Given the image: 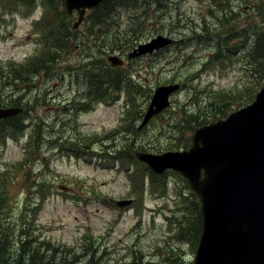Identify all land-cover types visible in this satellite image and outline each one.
I'll return each mask as SVG.
<instances>
[{
    "label": "rangeland",
    "instance_id": "374dc122",
    "mask_svg": "<svg viewBox=\"0 0 264 264\" xmlns=\"http://www.w3.org/2000/svg\"><path fill=\"white\" fill-rule=\"evenodd\" d=\"M221 1L224 2L221 10L228 19L223 25H220ZM140 2L135 11L121 8L111 14L114 28L126 31L127 40L133 37L130 44L118 42L111 48L109 41L98 42L106 49L99 52L96 46L95 50L90 48L93 38L88 37L85 39L88 46L83 47L88 52L79 48L57 55L54 70L57 78L52 72L45 74L41 70L30 85L13 84L15 88L8 90L5 87L3 96L0 95L8 100L17 99L19 104L36 95L35 108L27 116V125L31 126L0 137V189H7V217L9 224L16 225L13 227L15 233L18 234V225L24 218L28 226L31 225L29 232L36 239L35 243H44L37 254L43 256L44 263L40 264H193L200 230H196L194 237L186 236L193 231L190 214L184 213L180 224L166 226L164 216H170L169 208H172L170 196L165 200H154L147 181L137 182L135 188H130L125 173L131 167L136 173L139 171L125 163L121 166L108 154L134 148L137 152H147L150 151L149 144L157 145L159 151L174 149L175 145L179 146L177 142L171 143L176 139L178 128L174 121L168 126V121L170 116L173 115V119L178 114L182 105H189L187 119L200 110L206 112L208 109L212 115L224 100L234 101L228 111L234 110L249 103L251 93H254L253 100L264 84L263 79L262 85L256 86L257 72L249 68L246 59L253 41L251 34L258 27L256 24L264 26V0H163L161 6L155 3L156 0ZM0 7L3 11L0 61L12 62L16 72L24 71V60L38 51L39 44L41 46L33 21L39 17L42 8L37 4L25 8L10 2H3ZM87 14L91 15V12L87 10L85 16ZM141 20L142 24H139ZM72 22L70 20V24ZM85 26L83 22L75 33L76 41L82 40L79 37ZM241 29H244L243 34L238 36ZM97 32L95 24V36ZM157 34L171 36L177 43L153 54L127 59L133 47ZM220 49H223L222 60L209 64ZM39 52L33 58L39 57ZM116 55L123 60L119 68L125 69L124 72L131 71L132 79L144 87L138 92L129 91V88L114 91L113 96L120 95L119 98L104 104L90 91L97 88L95 78L83 79L89 72L85 67L90 64V71H96L98 62L107 68L111 65L109 56ZM175 82L181 88L171 95L170 106L139 127L153 90L159 85ZM57 93L63 94L67 112L59 113ZM51 94L53 98L45 96L49 106L41 105L43 96ZM127 95L134 99L130 111L133 113L130 119L122 120ZM84 96L91 98L93 108L90 111L70 106H78ZM61 116L64 121L60 122ZM186 118L182 122L183 135L191 143L193 129L198 126L187 129ZM39 123L42 131L36 128ZM34 129L38 137L33 143V153L24 159L22 147ZM71 147L88 153L95 151L98 156L89 154L77 159L58 149ZM134 157L138 159L136 155ZM165 182L166 195H173L174 185L170 180ZM133 188V192L145 195L147 206L137 223L131 209L117 210L101 198L122 199L127 190ZM152 205L160 206L158 214L147 210ZM191 206L186 205L185 210L189 211ZM182 234L183 238L177 240ZM87 241L94 248L93 260ZM48 247H54L55 251L47 250ZM11 251L3 254L5 261L25 264L23 260L14 262L16 253L11 255Z\"/></svg>",
    "mask_w": 264,
    "mask_h": 264
},
{
    "label": "water",
    "instance_id": "95a60500",
    "mask_svg": "<svg viewBox=\"0 0 264 264\" xmlns=\"http://www.w3.org/2000/svg\"><path fill=\"white\" fill-rule=\"evenodd\" d=\"M102 1L64 0V7L69 13L77 11L76 27L87 9ZM172 42L171 37L157 34L138 44L128 57L152 53ZM109 60L120 63L117 56ZM179 87L178 83L157 86L139 127L169 106V96ZM20 111L0 108V119ZM135 155L153 172L179 171L199 195L202 228L193 264H264V84L252 102L195 128L188 149Z\"/></svg>",
    "mask_w": 264,
    "mask_h": 264
},
{
    "label": "trees",
    "instance_id": "16d2710c",
    "mask_svg": "<svg viewBox=\"0 0 264 264\" xmlns=\"http://www.w3.org/2000/svg\"><path fill=\"white\" fill-rule=\"evenodd\" d=\"M146 1V0H144ZM218 0H214L216 2ZM3 2H10V3H16L19 5L24 6L25 8L34 6V5H40L42 8V15L46 16L44 17V23L43 28L40 30V40L42 42V47L39 52V57L35 56L33 59H28L26 62H23V66H25L24 71L16 72V70L13 67L12 62H3L0 61V95L3 96V93L5 90L3 88L8 87V90L14 86H17L19 83H24L23 86L26 87V84H31L33 79L37 78V74L43 70L44 72L47 71V74L52 72L56 69L55 61L57 55L60 56L61 52H68L72 49H75L78 46L79 48H82V51L88 52V50H85L83 47L88 46V43L85 41L86 36L92 37V45L89 46H96V51L102 52L106 51L104 49L102 44H99L98 42H107L109 41V46L111 48H115L118 42H126L125 44H130L132 42V38L130 40L126 39V31H120L116 30L113 26V21L111 18V14L116 12L117 10L121 8H128L129 10L134 9L136 7H139L141 5L140 0H104L102 3H100L97 7H95L90 15V19H88L89 24L86 25V31L81 34L83 36L82 40L80 42L76 41L75 33L77 32V29H73L72 25L70 24V18L67 17L70 14H68L65 11V8L63 6V0H0V6ZM157 5H162L163 0H156ZM224 2L221 1L219 3L220 6V14L221 19L220 25L225 24L228 19L226 17L225 12L223 9L221 10V7H223ZM264 12V10H263ZM3 11L0 7V21L2 19ZM51 16V17H50ZM57 17V18H56ZM141 16H136L135 18H140ZM90 21L94 24H96V36L90 29ZM73 23V22H72ZM139 24H142V20L138 21ZM110 25L112 26V29H110ZM258 26L255 29V32L251 34L252 37V44L249 54H246V59H248V63H250L249 68H252V70H255L257 72L258 78L256 79V86L260 87L262 85L263 79H264V26H261L260 24H256ZM47 28V29H46ZM207 29V28H205ZM226 32L228 29H223ZM223 30L220 32L222 33ZM243 30L241 29L239 31V35L241 36L243 34ZM46 34V35H45ZM207 34H210V32H207ZM132 35V33H131ZM133 36V35H132ZM198 36V35H197ZM74 38V39H73ZM125 38V39H124ZM81 39V37H79ZM125 40V41H124ZM95 42V43H94ZM91 43V41H90ZM222 46V45H221ZM220 46V48H221ZM222 50H219V53H216L212 56L210 63H218V61L222 60ZM97 62V60H96ZM97 73L95 75V83H97V88L95 89V95H98L99 99H104L107 97H110L113 95L114 91L117 89H126L129 88V91L138 92L140 87H144L142 84H134L130 78L123 74V71L118 67H111L110 73L105 71V68L101 67L100 64L97 62ZM248 70H251L249 69ZM89 71V70H88ZM105 72V73H104ZM89 73V72H88ZM253 74L254 72H250ZM14 84V86H13ZM127 86V87H126ZM15 88V87H14ZM132 89V90H131ZM12 90V89H11ZM150 91V90H149ZM251 92V90H250ZM250 99L248 102L252 101V98L254 96V93H251ZM144 97V96H143ZM134 102V99H132L131 95H127V100ZM206 98V97H204ZM15 102V103H14ZM17 99L8 100L5 98H0V106L5 105H15L17 104ZM191 104H195V102H192ZM190 104V105H191ZM235 104L234 101L231 100H224L220 102L217 107L214 109L212 115L211 111L203 112L199 111L194 116H190L189 119L186 118L187 116V107L189 105H182L180 110L178 111V114L174 115L173 119L172 116H170V119L168 121V126H171L172 121H174L175 127L178 128V131L176 132V139L175 142L179 146L188 147L190 144V139L184 138V124L182 123L184 118H186L187 122H189V128L187 129H193L196 126H201L205 123L210 122L211 120H217L220 117H225L228 111L232 105ZM228 111V112H227ZM133 112L127 113L126 117L127 119H130ZM25 113L21 116V113L14 118H6L3 120H0V135L3 137L6 134H14L18 131H21L25 128V125L27 121L24 119ZM11 119V120H10ZM123 120V119H122ZM40 127V123L39 126ZM151 151H158L157 145L149 144ZM159 146V144H158ZM144 150V148L142 149ZM135 148L130 151H118L114 152V154H109L110 157L121 160L123 162H126L127 164H133L139 171L138 174L136 173L134 175V180H139V183H143V180L147 181V184L152 192L157 191L159 193H164L166 191V182L167 180L171 181V177H169L167 180V173L165 172L162 175L153 174L149 171L148 167L139 161L136 160L134 157ZM136 164V165H134ZM138 165V166H137ZM169 173L175 177V180L173 181V185L176 186V189H183L187 190L188 192H191L190 200L188 201L189 204H191V209L189 211L185 210L186 204L185 202L183 204H178V209L180 210V215H176L177 223L180 224L182 217L184 213L188 212L190 214V220L191 225L193 226V231L188 232L186 236L191 235L192 237L195 236L196 230H200L201 226V214H200V204L198 196L190 190V187L188 185V182L186 179L178 172L169 171ZM140 176V177H139ZM182 195V191H181ZM183 196V195H182ZM8 200L7 197V189L6 187H2L0 189V262L2 264H9L6 259L3 256V254L7 250H12L11 255L15 254L14 262L18 263L20 260H23L25 264H40L44 263L43 259L41 257H38L37 254L40 253L39 249H42L41 245L44 244L43 242H37L35 243L34 236L31 237L30 234V228L31 225L28 226L27 221L24 218H21L20 224L18 225L17 233H15V229L13 228L16 225L9 224V218L7 217L8 212V206L6 205V202ZM16 238H18L16 240ZM183 238V234L177 237L176 239L179 240ZM46 243V242H45ZM87 245L90 248V256H93L94 248H92L91 244L87 241ZM49 246V244H47ZM52 248V252L55 251L54 247H48ZM20 253V254H18ZM51 259H54L53 255L50 256ZM93 260V257L92 259ZM48 262V261H46ZM50 263V262H48ZM52 264V263H51Z\"/></svg>",
    "mask_w": 264,
    "mask_h": 264
},
{
    "label": "flooded vegetation",
    "instance_id": "af4514ba",
    "mask_svg": "<svg viewBox=\"0 0 264 264\" xmlns=\"http://www.w3.org/2000/svg\"><path fill=\"white\" fill-rule=\"evenodd\" d=\"M75 16H76L75 14H70L67 17H69L71 19V21L75 22L77 20V19H74ZM88 19H90V15H86V16L84 15L82 17V21L77 26V30H79L78 28L83 24V22L87 25L86 21H88ZM90 29H91V31L93 33L95 32V23L93 24L91 21H90ZM86 30L87 29H86V26H85V31ZM91 49L92 50H95V46L92 47ZM83 52L85 53L86 51H83ZM86 64L87 63H85L84 65H86ZM89 65L90 64H88L85 67L87 70H90L91 69V67ZM94 76H95V74L90 71L89 73L84 74L83 79L84 80H88V79L93 78ZM90 91L92 92L93 89H91ZM92 94H93V92H92ZM45 96H51L52 98H53V96H52V94L51 95H44L43 96L44 99L41 100V102H42L41 105L47 107V106H49V103H48V99H46ZM56 96L58 97V99L60 101V103H59L60 105L58 106L59 107V113H61V112H67L68 111V108H67V105L64 104V102H63V98H64L63 94L57 93ZM83 99H84V101H82L78 106H73V105H70V106L73 109H76V110L81 109V110L90 111L93 108L92 102H91V98L90 97L86 98V96H84ZM35 101H36V95H33V98L32 99H30V98L27 99V102L25 103V106H26L28 112L30 110H33L35 108V104H34ZM65 108H67V111H65ZM59 120H60V122L61 121H64V119H63L62 116L59 117ZM82 144H85V146L90 147L89 144H86V143H82ZM79 145H81L80 142H79ZM171 180H172V182L175 180V177L172 176V175H171ZM174 191L175 192L173 193V195H171V199L169 201H170L171 206H172L171 209L174 212V218L177 221L176 215L180 213V210L178 209V206L177 205L178 204L181 205V204H183V202H185L187 204L188 201L190 200L189 198L191 197V192L190 191L188 192L187 190H183V189H181V190H174ZM181 191H182V195L183 196L181 195ZM144 198H145V195L144 194H141L140 192H138V194L136 192L128 193V194H126V196H124V199H130V201H129V205L128 206L121 207V209H131L132 212L134 213L135 218H136V223L139 221L137 215L141 211L146 210V207H147L144 204ZM157 198L158 199H164L165 196L164 195H157ZM182 198L184 199L183 202H182ZM153 199L155 200L156 198H153ZM188 205H190V204L188 203ZM158 207L160 209V206L159 205H157V206L152 205V206L148 207L147 210L150 211V213H152V214H158L160 212V211H157Z\"/></svg>",
    "mask_w": 264,
    "mask_h": 264
}]
</instances>
